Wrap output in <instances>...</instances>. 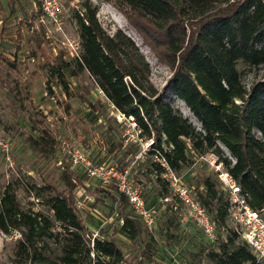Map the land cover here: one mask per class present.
<instances>
[{
  "label": "trees",
  "instance_id": "1",
  "mask_svg": "<svg viewBox=\"0 0 264 264\" xmlns=\"http://www.w3.org/2000/svg\"><path fill=\"white\" fill-rule=\"evenodd\" d=\"M105 1L125 14L154 55L170 67L168 84L162 90L155 85L140 46L120 28L106 30L97 9L79 14L80 56L67 60L58 54L51 60L44 54L50 77L71 96L68 74L89 70L116 108L134 117L141 136L153 139L150 154H158L178 171L190 162L191 151L213 152L246 201L263 209L264 79L248 87L237 64L264 63V0ZM0 59L10 61L3 53ZM169 91L186 103L200 128L167 97ZM204 184L203 204L219 226L227 227L229 201L210 178ZM112 186L115 199L128 208L120 229L136 240L147 227L128 195ZM46 189L37 188L36 196L52 213L23 208L12 184L2 193L0 231L21 233L11 264H127L120 244L111 238H91L70 198L60 192L45 196ZM228 230L226 239L218 240L220 251L210 252L216 264H264L237 231ZM146 245V255L153 261L152 244Z\"/></svg>",
  "mask_w": 264,
  "mask_h": 264
},
{
  "label": "rangeland",
  "instance_id": "2",
  "mask_svg": "<svg viewBox=\"0 0 264 264\" xmlns=\"http://www.w3.org/2000/svg\"><path fill=\"white\" fill-rule=\"evenodd\" d=\"M90 9H97L106 30L120 28L135 40L160 90L172 76L170 67L154 55L111 2L51 0L46 8L44 0H0V53L10 59V63L0 59V199L12 184L23 208L52 213L50 206L37 198L36 189L47 188L45 196L56 192L67 195L90 237L114 239L123 247L127 264H216L210 252L220 251L219 242H212L194 222L183 191L203 204L204 181L210 178L215 182L230 205L228 226H219L222 239H226L228 228L234 230L230 208L238 196L226 180L227 169L217 161L218 156L191 151L190 162L173 170L164 158L149 153L153 139L141 136L134 117L116 108L89 70L68 74L71 96L48 73L45 53L51 60L58 54L67 60L80 56L79 14L84 16ZM237 67L248 87L264 79V63L251 66L239 61ZM167 97L201 127L182 99L172 91ZM53 140L56 143L51 146ZM80 148L93 164L129 170V182L141 191L148 207L157 209L153 230L144 227L136 240L122 233V215L128 208L115 199L114 183L108 185L89 175L86 166L76 162L74 149ZM18 238L14 232L0 231V264H11ZM149 241L150 252L155 251L153 261L146 255Z\"/></svg>",
  "mask_w": 264,
  "mask_h": 264
},
{
  "label": "built area",
  "instance_id": "3",
  "mask_svg": "<svg viewBox=\"0 0 264 264\" xmlns=\"http://www.w3.org/2000/svg\"><path fill=\"white\" fill-rule=\"evenodd\" d=\"M44 3L45 7L49 8L51 0H44ZM5 145L7 146V144ZM73 156L76 157V162H81L86 166L89 175L98 176L108 185L114 183L126 193L131 205L149 230H153L156 227L157 209L148 207L141 195V191L129 182L128 169L119 170L116 165L112 164H93L81 148L74 149ZM225 173L226 180L229 181L238 196L230 208V218L234 223V230L238 232L243 241L247 242L256 258L264 263V208L258 210L252 207L241 193V188L237 182L228 172ZM183 197L190 206L192 219L200 226L206 236L212 242L221 239L223 234L220 235L219 225L215 217L206 210L200 201L191 197L187 190L183 191ZM14 233L16 236L19 235V237L21 235L19 231Z\"/></svg>",
  "mask_w": 264,
  "mask_h": 264
}]
</instances>
